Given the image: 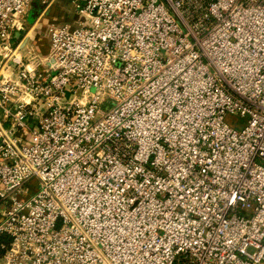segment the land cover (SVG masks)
<instances>
[{"label":"built area","instance_id":"2783aa9c","mask_svg":"<svg viewBox=\"0 0 264 264\" xmlns=\"http://www.w3.org/2000/svg\"><path fill=\"white\" fill-rule=\"evenodd\" d=\"M55 1L0 0V264H264V0H73L42 52Z\"/></svg>","mask_w":264,"mask_h":264},{"label":"crops","instance_id":"0c3cea01","mask_svg":"<svg viewBox=\"0 0 264 264\" xmlns=\"http://www.w3.org/2000/svg\"><path fill=\"white\" fill-rule=\"evenodd\" d=\"M34 9L30 11L29 16H28L29 21L31 20L30 22H33L35 20L37 16V12L41 8L37 10H34ZM75 10H76V6L73 3V0H56L53 3V5L48 9L47 13L42 18L41 22L37 24V27L41 26L42 24H44L46 27L48 23L50 22L63 21V20L72 21L74 17L76 16ZM68 12L71 13L70 16H67ZM36 29L34 30V32H36ZM42 50H43V47H42Z\"/></svg>","mask_w":264,"mask_h":264},{"label":"rangeland","instance_id":"374dc122","mask_svg":"<svg viewBox=\"0 0 264 264\" xmlns=\"http://www.w3.org/2000/svg\"><path fill=\"white\" fill-rule=\"evenodd\" d=\"M70 10V9H69ZM70 12L67 13V16H70ZM31 21V20H30ZM29 28L30 26L27 24L26 25V29L22 31V35L21 37L19 38V41L22 40V38L26 37L28 31H29ZM45 25L42 24L41 26L37 27L36 29V32H32L31 35H29L28 39L30 41H33L34 43H36V45L41 49L42 52H45L47 50V47H48V38L47 36L44 34L45 33ZM27 40V39H26ZM18 41V40H17ZM42 47H43V50H42ZM46 48V49H44ZM244 118L240 117L239 118V121H243ZM228 120H234L233 117H229ZM37 179L36 178H33L29 181V186L31 188H35L36 187V184H37Z\"/></svg>","mask_w":264,"mask_h":264},{"label":"trees","instance_id":"16d2710c","mask_svg":"<svg viewBox=\"0 0 264 264\" xmlns=\"http://www.w3.org/2000/svg\"><path fill=\"white\" fill-rule=\"evenodd\" d=\"M39 6V7H38ZM35 8V9H34ZM34 10H37V9H39V8H41V6L38 4V3H35V5H34ZM40 11V10H39ZM38 11V12H39ZM37 12V13H38ZM10 240V238H9V236L8 235H4V234H0V243L2 242V241H6V242H8Z\"/></svg>","mask_w":264,"mask_h":264}]
</instances>
